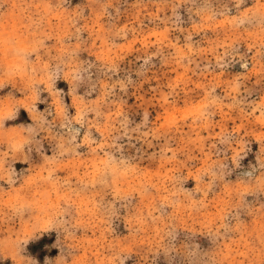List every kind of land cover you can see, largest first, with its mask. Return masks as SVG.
<instances>
[{
  "label": "rangeland",
  "instance_id": "374dc122",
  "mask_svg": "<svg viewBox=\"0 0 264 264\" xmlns=\"http://www.w3.org/2000/svg\"><path fill=\"white\" fill-rule=\"evenodd\" d=\"M0 264H264V0H0Z\"/></svg>",
  "mask_w": 264,
  "mask_h": 264
}]
</instances>
